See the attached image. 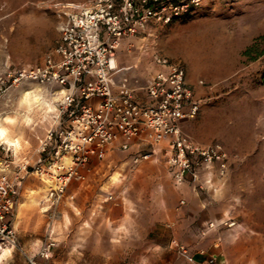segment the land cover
I'll return each mask as SVG.
<instances>
[{"label": "rangeland", "instance_id": "rangeland-1", "mask_svg": "<svg viewBox=\"0 0 264 264\" xmlns=\"http://www.w3.org/2000/svg\"><path fill=\"white\" fill-rule=\"evenodd\" d=\"M88 1L0 0V141L8 148L0 157L37 146L58 123V86L12 82L7 71L51 54L69 6ZM141 34L184 65L199 103L186 130L202 143L220 142L225 169L194 159L177 182L162 155L129 163L118 154L102 161L93 183L70 182L47 210L46 184L31 174L35 189L22 196L24 217L16 219L20 244L36 264H264V0L190 2L170 22L150 20ZM48 242L47 257L36 253ZM0 252V264H26L18 248ZM197 253L204 261L189 259Z\"/></svg>", "mask_w": 264, "mask_h": 264}, {"label": "built area", "instance_id": "built-area-1", "mask_svg": "<svg viewBox=\"0 0 264 264\" xmlns=\"http://www.w3.org/2000/svg\"><path fill=\"white\" fill-rule=\"evenodd\" d=\"M199 0L164 3L162 0H89L73 3L60 26V37L40 63L19 65L7 71L12 82L29 80L57 85V124L39 138L34 161L13 151L0 157V250L18 248L28 264H36L20 244L14 225L22 180L34 174L46 184L44 210L56 205L72 180H84L91 169V158H102L107 146L121 136L120 147L145 136L150 148L132 157L137 163L155 153V145L169 136L164 159L180 182L193 167L194 159L204 163L216 160L226 167L227 150L218 142L202 143L181 127L183 117H192L199 108L192 89L185 81L184 65L161 53L154 60L161 65L141 88L126 83L114 88L116 50L123 39L144 29L150 20L170 22L188 4ZM0 141V148L6 149ZM111 196V195H110ZM232 224L233 221L228 222ZM213 225V222H210ZM51 242L40 247L49 255ZM182 250L186 249L181 245ZM193 259L192 255L188 256ZM210 261L213 258L209 259ZM218 264V263H217Z\"/></svg>", "mask_w": 264, "mask_h": 264}, {"label": "crops", "instance_id": "crops-1", "mask_svg": "<svg viewBox=\"0 0 264 264\" xmlns=\"http://www.w3.org/2000/svg\"><path fill=\"white\" fill-rule=\"evenodd\" d=\"M143 30L144 29L140 31L143 32ZM140 31L135 35H133L132 37H130L129 39H123L120 45L118 46L114 57V62L116 63L117 68L113 74V83H114V88H116L117 84L120 83H126L130 86H133L137 89L136 90L137 96L139 98L145 99L146 98L145 91L141 87L145 85V83L153 75V73H155L159 68H161V65L153 61L154 53L157 51L155 50L154 47H153L154 49H152V46L150 48L148 47V44L146 42L148 36L141 34ZM145 80L146 82L144 83ZM181 127L184 132L188 133V131L186 130V117H183L181 119ZM121 140H122L121 136H118L113 143L109 144L107 146L104 157L91 158V162H90L91 169L90 171H88L87 176L84 180L81 181L73 180L71 181V183L75 181L79 183H88V184L93 183V181L97 179V174L99 170H101L104 167V162H102L103 160H106V166H107L108 164H110L109 162L111 160H114L118 154L119 155L123 154V155H127L129 163H132V157L136 153L146 151L150 148V142L143 135L133 138L129 142V145L126 148L120 147ZM168 143H169V136H166L163 139H161V141L154 144L156 151L146 160L157 161L159 159V155H162V157H164L163 149L167 147ZM23 151L20 152L18 155H27L30 158V161H34L39 154L37 152V146L35 145L28 149H24ZM30 176L31 174H27L22 180L18 203L14 210V225L16 229H17L16 219H19L20 221L21 218L24 217V215H21L24 213L23 203L25 202V200H22V196L25 194L27 190L35 189L33 188V185H31L33 183V180L30 179ZM41 246L39 245V247L36 249V253L39 251ZM23 250H25V252L29 255L34 254L29 251L30 249L24 246H23ZM15 253L16 251H14V254ZM11 254L13 255V253ZM219 256L220 258H225V255L223 253H220ZM15 257L17 259H20L21 255L15 254ZM192 261L196 263L204 261V255L197 253L196 257H193ZM26 264H28L27 260H26Z\"/></svg>", "mask_w": 264, "mask_h": 264}, {"label": "bare ground", "instance_id": "bare-ground-1", "mask_svg": "<svg viewBox=\"0 0 264 264\" xmlns=\"http://www.w3.org/2000/svg\"><path fill=\"white\" fill-rule=\"evenodd\" d=\"M30 93V90H26L25 91V94H24V96H23V98L24 99H26L27 101L29 100V97H28V94ZM34 98H36L37 100H40V101H43V102H45V103H48V105H50V106H53V104L52 103H50V102H48V100L46 99V98H44L43 96H41V95H39V94H36L35 96H34ZM49 107V106H48ZM49 109V108H48ZM52 109H53V107H52ZM4 132V128H2V126H1V128H0V133H3ZM2 137V136H1ZM7 141H9L10 143L12 142V141H10L9 139L7 140ZM4 250H8V248L7 247H5V248H3ZM2 252H4V251H2ZM2 252H0V255L2 254Z\"/></svg>", "mask_w": 264, "mask_h": 264}, {"label": "trees", "instance_id": "trees-1", "mask_svg": "<svg viewBox=\"0 0 264 264\" xmlns=\"http://www.w3.org/2000/svg\"><path fill=\"white\" fill-rule=\"evenodd\" d=\"M181 1H184V0H175L176 3H177V2H181Z\"/></svg>", "mask_w": 264, "mask_h": 264}]
</instances>
